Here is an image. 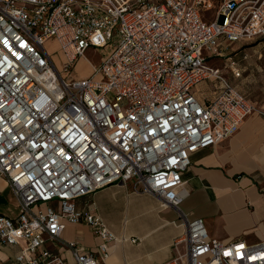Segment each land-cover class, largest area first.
Here are the masks:
<instances>
[{
  "label": "built area",
  "instance_id": "1",
  "mask_svg": "<svg viewBox=\"0 0 264 264\" xmlns=\"http://www.w3.org/2000/svg\"><path fill=\"white\" fill-rule=\"evenodd\" d=\"M261 38L264 0H0V174L19 203L15 217L0 214V245L24 243L17 264H103L114 236L75 199L117 182L179 210L191 154L264 115L209 61ZM89 47L102 61L77 77ZM206 79L222 84L201 103L192 89ZM181 216L182 249L160 264H264V241L223 242ZM80 220L94 251L61 238Z\"/></svg>",
  "mask_w": 264,
  "mask_h": 264
},
{
  "label": "crops",
  "instance_id": "2",
  "mask_svg": "<svg viewBox=\"0 0 264 264\" xmlns=\"http://www.w3.org/2000/svg\"><path fill=\"white\" fill-rule=\"evenodd\" d=\"M90 73L91 69L77 77ZM214 80L206 79L193 87L201 103L219 93L221 85L205 93V86ZM250 115L230 137L191 154L190 165L182 174L186 195L179 210L161 206L159 196L143 191L133 180L112 183L75 199L78 210L98 216L114 236L103 264L170 260L182 249V244L174 246L186 229L181 213L188 220L201 218L209 236L223 242L264 241V121ZM18 213L17 197L0 174V214L15 217ZM61 238L78 242L83 251H94L99 242L84 220L65 221ZM23 245H0V264H17L15 257Z\"/></svg>",
  "mask_w": 264,
  "mask_h": 264
},
{
  "label": "rangeland",
  "instance_id": "3",
  "mask_svg": "<svg viewBox=\"0 0 264 264\" xmlns=\"http://www.w3.org/2000/svg\"><path fill=\"white\" fill-rule=\"evenodd\" d=\"M46 46L51 53L56 54L55 58L60 57L57 46L53 41L48 42ZM101 55L102 50L89 47L84 53L85 59L82 58L76 62L74 69L76 76H82L84 73L89 72L92 64L98 66L102 61ZM229 55L233 56L238 64L239 76H235L227 66ZM209 64L217 66L223 79L244 93L256 106L264 102V38L256 39L250 43L238 42L231 44L223 50L222 57L211 59ZM210 84L205 86V93L207 94L210 87L212 93L216 87H220L222 82L217 79L211 81ZM254 115L264 121V115L257 111Z\"/></svg>",
  "mask_w": 264,
  "mask_h": 264
},
{
  "label": "bare ground",
  "instance_id": "4",
  "mask_svg": "<svg viewBox=\"0 0 264 264\" xmlns=\"http://www.w3.org/2000/svg\"><path fill=\"white\" fill-rule=\"evenodd\" d=\"M251 113H255V111H252Z\"/></svg>",
  "mask_w": 264,
  "mask_h": 264
}]
</instances>
